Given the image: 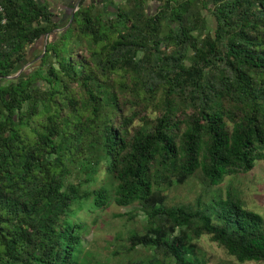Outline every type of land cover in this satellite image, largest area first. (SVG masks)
<instances>
[{
	"label": "trees",
	"instance_id": "obj_1",
	"mask_svg": "<svg viewBox=\"0 0 264 264\" xmlns=\"http://www.w3.org/2000/svg\"><path fill=\"white\" fill-rule=\"evenodd\" d=\"M0 6V264H79L71 208L107 207L109 190L83 188L104 172L113 203L145 215L126 244L151 250L146 264H207L203 236L264 264V214L231 185L215 191L264 160V0H124L110 13L79 0L60 31L47 1ZM45 35L38 65L9 79ZM192 181L193 201L168 203Z\"/></svg>",
	"mask_w": 264,
	"mask_h": 264
},
{
	"label": "rangeland",
	"instance_id": "obj_2",
	"mask_svg": "<svg viewBox=\"0 0 264 264\" xmlns=\"http://www.w3.org/2000/svg\"><path fill=\"white\" fill-rule=\"evenodd\" d=\"M38 3H49V8L54 15L53 20L58 23V30H62L72 11L77 10L79 0H36ZM106 7V12L114 11L116 6L124 0H92ZM159 2L147 1L146 7L154 11ZM207 27L210 29L213 21L209 14L203 11ZM57 33V31H55ZM43 49V41H37L27 51L23 66L16 76H21L30 71L32 65H38L37 56ZM137 124V123H136ZM135 124V125H136ZM75 183V178L69 180ZM228 185L236 188L246 209L258 214H264V160L256 161L254 168L245 173L229 175L223 178L221 183L215 187V191L224 195ZM103 187L110 192V198L105 209L91 208V201H82L72 206L70 217L85 225L82 234L83 250L79 257V264H146L151 257L152 251L137 247L134 251L127 250L126 239L132 232H140L145 224V215L137 206L126 208L117 207L112 201V183L108 175L100 173L95 181L84 185L83 188L95 189ZM196 182L186 185L174 186L168 191V203L191 202L201 191ZM199 245L204 253L207 264H237L225 251L203 236ZM202 253V254H203ZM245 264H258L248 262Z\"/></svg>",
	"mask_w": 264,
	"mask_h": 264
},
{
	"label": "water",
	"instance_id": "obj_3",
	"mask_svg": "<svg viewBox=\"0 0 264 264\" xmlns=\"http://www.w3.org/2000/svg\"><path fill=\"white\" fill-rule=\"evenodd\" d=\"M76 10H74V11H72V13H71V17L73 16V14H74V12H75ZM42 41H43V49L45 48V45H46V41H47V35H45L43 38H42ZM16 77V75L15 76H12V77H8L9 79H13V78H15Z\"/></svg>",
	"mask_w": 264,
	"mask_h": 264
},
{
	"label": "built area",
	"instance_id": "obj_4",
	"mask_svg": "<svg viewBox=\"0 0 264 264\" xmlns=\"http://www.w3.org/2000/svg\"><path fill=\"white\" fill-rule=\"evenodd\" d=\"M3 12V10H2V7L0 6V13H2ZM2 23H3V21H2Z\"/></svg>",
	"mask_w": 264,
	"mask_h": 264
}]
</instances>
